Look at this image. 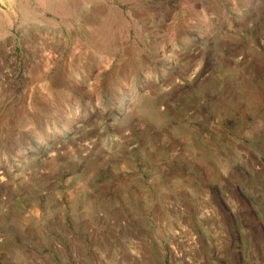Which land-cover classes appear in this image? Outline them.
Segmentation results:
<instances>
[{"label": "rangeland", "instance_id": "374dc122", "mask_svg": "<svg viewBox=\"0 0 264 264\" xmlns=\"http://www.w3.org/2000/svg\"><path fill=\"white\" fill-rule=\"evenodd\" d=\"M51 1L0 4V264H264V0Z\"/></svg>", "mask_w": 264, "mask_h": 264}, {"label": "bare ground", "instance_id": "6f19581e", "mask_svg": "<svg viewBox=\"0 0 264 264\" xmlns=\"http://www.w3.org/2000/svg\"><path fill=\"white\" fill-rule=\"evenodd\" d=\"M10 1H13V0H0V4H4V3H9ZM25 1V0H24ZM39 1H41L42 2V4H44L46 7H48V8H50L51 9V5H49V4H52L51 2V0H39ZM38 3H40V2H38ZM58 11V10H57Z\"/></svg>", "mask_w": 264, "mask_h": 264}]
</instances>
